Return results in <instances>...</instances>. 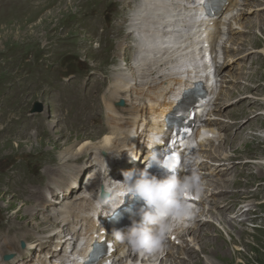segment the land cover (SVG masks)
<instances>
[{"label": "rangeland", "instance_id": "rangeland-1", "mask_svg": "<svg viewBox=\"0 0 264 264\" xmlns=\"http://www.w3.org/2000/svg\"><path fill=\"white\" fill-rule=\"evenodd\" d=\"M138 2L139 0H130L129 4L128 2L124 4L122 0H0V231L10 228L9 230L15 232L20 227L19 233H30V238H33L34 233L30 229L35 227L36 223L26 224L28 223L26 218L30 213L25 215L21 207L23 204L33 205L35 202L40 204L41 200L38 196L26 194V189L29 191L36 189L37 192L43 191V188H47L44 192L56 193L58 191L51 179L46 176L45 170L59 165L58 151L61 149H56L52 143H49L52 134L47 129H72L70 125L75 127L73 129H81L82 133L84 130L86 133L87 129H106L103 106L99 112L95 113L94 109L101 106V95L112 85L114 81L111 79L112 77L120 73L127 75L124 78L129 79L127 63L133 64L130 57L132 53H134L133 55L137 53L138 49L135 43L138 34L129 35L130 37L128 36L126 40L127 45H124L125 63L122 60L123 56H118L119 47L117 50L116 47L117 43L125 39V35L129 32L127 25L131 23L135 9L139 6ZM261 2L263 3V1ZM256 4H259L258 0H247L246 4L241 6L247 9V13L242 16L245 19L239 17V22H242L245 27L250 22L247 29L251 30L249 35L256 39L255 42L248 41L245 37H239V34L246 36L248 33L238 32L239 34H235V39L243 38L238 46L242 45L245 48L233 47L231 49V42L227 41L228 28H226L229 21L226 22L227 25H224V28L222 27L224 33L218 36L221 38L220 41L218 40V49L220 50L218 65L230 64V67H225V69L229 68L228 73L234 77H241L239 81L230 79L229 74L218 77V93L221 92V89L223 92L216 100H213L214 105L211 109L216 107L213 114L226 124V129L233 127L231 119L235 121L236 125L238 124V129H241L243 125L247 127L248 124H252V116L255 115L258 118L261 117L256 124L263 126L262 129H264V117H262V115L264 116V37L262 30L255 27L256 16L264 18V6L256 8ZM232 13L234 15V12ZM261 23L264 28V20ZM233 29L236 31L235 27ZM114 31L118 33L114 34ZM134 36L135 38H133ZM184 42V45H187L189 38L185 37ZM177 44L170 48L171 50L169 49L170 55L172 52L175 55V51L183 43ZM224 48H229V50L225 53ZM253 55L258 56V59L254 61L259 63L252 64L247 72L253 67H261L252 82H245L246 68L243 67V64L249 66L250 57ZM242 69L243 72L240 74ZM221 77L225 79L222 88L220 87ZM165 79L167 82V78ZM249 83L250 85H248ZM247 85L249 87L246 88ZM240 87L244 88L238 91ZM242 101H252L251 104L246 105L247 108L245 107L244 112L240 111L243 106ZM79 103L80 106L84 105L83 110L78 109L77 104ZM35 104L41 107V111L32 113ZM124 104L125 102L122 103L119 100L114 105L115 107L120 105L122 108ZM129 107L125 106L124 110H128L126 108ZM229 110L231 111L229 112ZM238 110L243 112L241 119L236 116ZM205 112L209 113L207 110ZM92 115L97 119L92 120L93 125L91 122L87 124ZM82 117L84 118L82 119ZM124 117L129 118V115H124ZM35 129L38 131L36 136H34ZM44 129L47 130V133ZM249 129L254 128L251 125ZM72 132L75 134V131ZM249 133L245 132L244 135L248 136ZM253 133L257 137H264V131ZM44 135L45 138H43ZM221 140L223 143V136L215 141L218 144ZM59 141L61 142L62 138L56 142ZM238 141L240 142V140ZM225 145L223 143L218 147V150H227ZM208 148L211 149V146ZM209 149L206 153L209 152ZM255 151H264V144L253 141L241 149L238 155H241L240 159L253 157ZM256 157L257 159H252L253 161L251 159L243 160L250 166L251 173L245 170L238 174L236 171L235 174L239 175L236 185L233 184L232 190L227 192L232 196L245 192L246 195L235 201L236 205L233 207L236 210L243 209L245 214L248 213L243 223L237 225L239 226L238 230L240 229L243 233H234L235 238L241 239L242 245L238 247L239 244H236L239 250L236 251L238 256H231L233 264H264V179L255 176V170H252V165L254 167L255 163L263 161L258 159L259 156ZM229 159L222 163L223 166L219 169L220 174L213 173L211 176H206V181L210 178L231 176L234 173L232 169L236 164H229ZM72 172L74 170L69 168V171L65 173L67 176L73 175L72 178H74L76 175L74 173L71 175ZM245 175L247 178L249 177L248 184H244ZM50 185L54 186L50 187ZM208 195L210 199L213 193H208ZM57 202L55 201L51 206L47 204V213L36 214V220L41 229L44 227L49 229L48 225H44V216L51 212L48 209ZM248 202L250 206L247 208L245 203ZM228 204L230 206L232 202ZM217 232V234L213 233L212 237L209 235V238L215 241L219 234L228 242L229 239L226 237L224 228L219 227ZM45 234L39 231L35 236ZM27 239L29 240V238ZM20 240H22L21 237L16 239L15 246L20 245ZM35 240L37 239L29 240L28 243H34ZM172 250L176 251L177 248H172ZM184 250L188 251V249ZM193 252L197 253L196 250ZM18 253H21L20 250ZM3 255H6L5 252L1 258ZM204 256L200 255L197 259L200 258V261L208 264L205 263L204 258L206 257ZM177 260H184V264H188L185 263L188 259L185 260L183 257L178 256Z\"/></svg>", "mask_w": 264, "mask_h": 264}, {"label": "bare ground", "instance_id": "bare-ground-1", "mask_svg": "<svg viewBox=\"0 0 264 264\" xmlns=\"http://www.w3.org/2000/svg\"><path fill=\"white\" fill-rule=\"evenodd\" d=\"M122 1L124 4H126L127 2L129 4L130 0H122ZM133 1H137V0H133ZM225 1H226V5L222 6L223 11L226 10L229 5L228 3L229 0H225ZM246 1L247 0H234L232 4L233 7L231 6L232 8H230L220 19H218V21H208L207 23H202V24L197 20L194 22L196 24L195 27H196L197 33H199L200 35L202 33H205V30H209V35L204 40V42L207 43V46L209 47L208 52L204 50V54H203V57L206 61L209 60L210 63H213V62L215 63V56L212 57V53L214 52L213 43L216 41V39H218L219 41L221 39V38H217L218 36H216L214 33V26L216 23L219 24V28L221 29V27L223 26L224 28V25H226V22L229 21V24L227 25L228 27L226 28H228V40L227 41L231 42V46H230L231 49H233V47H239L238 46L239 42L243 40V38L235 39L236 38L235 34H239L238 32L248 33L246 36H241V34H239L240 35L239 37H245L248 41L252 40L253 42H255L256 39L253 38L251 35H249L251 30L247 29L250 22L248 23L246 27L243 25L242 22H239V17L240 19H245L242 16L247 13V9L245 7L242 8L241 6L246 4ZM261 1H263V3ZM138 3H139V6L135 9L131 23L130 25H127V27L129 26V29L127 28V31L129 32L128 34L126 33L127 35H125V39H123L122 41L119 40L120 42L117 43V47H116V50L119 47L117 51L119 53L118 56H121V57L123 56L122 60L125 63V58H124L125 57L124 56L125 46L124 45L126 44V40L129 35L131 36L135 33L138 34V37H136L137 40L135 43V46H138V51L135 55H133L134 53H132L130 57L131 59L130 61H133L134 65L131 64L130 62L127 63V68L129 69L128 70L129 79H125L124 77L127 75H123L120 73L112 77L111 79L114 80L112 85H110L107 91H104L103 94L101 95V106L96 107L94 109L96 113L97 111L99 112V110L103 106V109L105 111V120H104L105 124L104 125H106L105 126L106 129H87L86 133H84L85 130L82 133L81 129H73L75 127H72L68 122L67 124H69L72 129H56V130L47 129L49 133L52 134V135L50 134L51 141L48 140L49 143H52L54 145V148L56 149L58 148L61 150L58 151L59 152L58 159L60 161L59 165L56 167L48 168V169L46 168L45 172H46V176L49 179H51V182L54 183L56 189L60 192H62L64 190V187L68 185L71 186V184H74V183L77 184V182H75L77 181V178L78 180L80 179V182H81L80 184L83 185V187L80 186L82 190H85V189L90 190L91 188V191H93V186H91V182H93L95 178L92 179L91 177H89V175L91 173V169L94 170L99 165V163H95L96 159H99V160L103 159V161H105L111 157H114L117 159L121 158L123 156L124 151L128 147H131L140 138L144 137V135H142L139 132V129H147L148 126H152L155 129V122H153L152 125H150V120H149L150 116L153 113H155L156 115L155 116L156 120H160L162 118V121H163V117L165 113L173 108L172 102L168 100V97L170 98L168 94L173 92V88L169 89L168 92L162 93L164 96V100H161L160 96H161V92H163L164 89L167 88L168 84L170 83L169 76L171 74V71L167 65V60L171 59L174 56L173 54L174 52H172L173 54L172 56V54L170 55L169 51H166L164 49L166 47L165 43H172L174 39H177L180 36V34H178L175 38L172 37L174 36V32H175L174 30H176L174 28V25H176L177 19H173L171 14L175 11L176 6H178V0H139ZM258 3L259 4H256L255 6L256 8L264 6V0H258ZM232 12H234V15H232L233 14ZM256 18L257 20H256L255 27H258V29L262 30V35L264 37V28L261 23V21H263L264 18H260V16H256ZM184 19L186 20L185 22L191 20V19H186V18ZM181 23H184V21H181ZM170 25H172V27H170ZM234 27L236 28V31L235 29H233ZM223 31L224 30H222L221 33H224ZM117 33H118L117 31H114V34H117ZM248 35L250 36L249 38H248ZM133 38H135V36ZM217 48H219L218 45L215 46V50ZM239 48H245V47L240 45ZM174 49L175 48H173V50ZM228 50L229 48L228 49L224 48L225 53ZM218 51L220 50L218 49ZM263 54H264V49H263ZM255 59H258L257 55L255 56L253 55L252 57H250L249 66L247 64H243V67L246 68L245 69L246 76L244 78L245 82H252V80H254L256 77L255 74L258 72L259 68L261 67V66L253 67L252 70L247 72L252 64L255 63L257 65L259 63V62H255L254 61ZM227 66L230 67V64L223 65V66L216 64L214 66L215 69L217 70L216 75L218 77L220 76L223 77L225 75L228 76L229 68L225 69V67ZM198 71H200L203 74L204 73L206 74L208 69L202 68L201 70H198ZM242 72H243V69L241 70L240 74H242ZM195 73H196V70L187 71L188 77L190 79H192L194 82H201L203 84V88L207 90L209 94H212L213 90L212 88L208 86L210 82L209 78L205 77L201 81L196 80L197 76H195ZM222 77L220 78L221 88L224 86V82H225V79H223ZM165 78H169L167 82ZM230 79L239 81L241 77H234L230 75ZM172 82L174 83V85L178 86V88L175 89L174 91H178V89L181 88L183 85L185 86V84H182L180 80H173ZM165 83H166V86H165ZM248 85H250V83ZM248 85L246 86V88L249 87ZM214 86L216 88V84ZM241 88L243 89L244 87H240L238 91L241 90ZM228 89H230V87H228ZM158 90H161V91L157 92ZM222 92L223 90L221 89V92L217 93L215 100L218 98V96ZM119 100H121L122 103L125 102L124 107L127 105L130 106L129 108H126L128 110H124L125 108L123 106L121 108L120 105H117V107H115L114 104L116 103V101H119ZM157 102H160V103L156 105ZM80 103L77 104V107L79 110H83L84 105L80 106ZM242 103L244 107L242 106V108H240V111L245 110L247 108L246 105L251 104L252 101H249V102L242 101L241 104ZM208 104L209 102L204 103L201 106L203 105L207 106ZM213 105H214V101H212V105L207 110L209 111V113L205 112V115H204V109L201 110L200 115L197 114V111L199 110V108H201V106L195 110V113H194L196 117L195 123L197 125L195 127L192 126L191 129H206L207 128L208 130L207 129L206 130L208 132L218 135V139L221 136H223V143L224 145L226 144L225 148L227 150H218V147L221 146L223 143L221 140L215 146L214 141L217 138H214L211 141H209V144L206 146L207 148H204L199 151L198 155L200 158H205L207 161V163H202L204 168L206 169V172H208V174L205 176H211L213 173L220 174L219 169L222 168L223 166L222 163H224L229 158H230L228 160L229 164L231 163H233V165L236 164V166L232 169L234 173L231 176H228L226 178L224 177L210 178L206 182L203 181V187H205V194L201 198V202L203 203L202 209L198 211L197 216L192 219V221L189 223V227L180 236V240L182 242L181 246L176 251H174L172 250V246H170L167 243L165 249L158 254L144 253L145 255L141 260L142 264H157L158 260H159L158 264H184V260L182 261L181 260L178 261L179 259L177 260L178 256L183 257V259L185 260L188 259V261L185 262L188 264H204L202 261L199 260L200 258L197 259V257H200V255H205L204 257L206 258L204 257L203 258L205 259V263H208V264H220V263L233 264V262L231 261V256L232 255L238 256L236 251L239 250L238 247H240L242 244L240 243L241 239L237 237L235 238L234 233H239V234L243 233L240 229L238 230L239 226L237 225H240L239 223H243V220L244 218L248 216V213L245 214L243 212V209L236 210V208L233 206L236 205L234 204V202L238 201L239 199H242L246 195V193L243 192L237 196L233 194L234 196H232L230 195V193L228 195L227 192L230 191L233 184L237 182V177L239 175L237 176L235 174L236 171H238V174L241 171H245V170L250 172V169H249L250 166L243 162V160L245 159H251V160L257 159L256 156H259L258 159L262 160L263 162L258 163V164L255 163L254 167L252 165V168H253L252 170H255L254 172L255 176L260 177V179H264V151H258V152L255 151V156L246 157L243 159H240L241 155H238L241 149H244V147L247 144H250L253 141L254 142L256 141L259 144L263 145L264 137H260V136L257 137L256 135H254L253 132L258 133V132L264 131V129H262L263 126L261 125L259 126L256 124L257 121H260L259 119H261V117L258 118L256 115H255L256 117L252 116L253 117L252 124H248L247 127L243 125L241 129H238V124L236 125L235 121L231 119L230 117V119L232 120L231 124H233V127L231 129H226L227 127L226 124L221 122L220 118L215 117L214 116L215 114H213L216 107L210 109L211 107H213ZM119 106L121 109L118 108ZM90 107L92 108V105ZM189 107L190 105H186V107H182V108H175L174 110H172V112H170V114L171 115H174L176 113L183 114L187 112V115L182 117V120L185 121L189 117V112H190V111L188 112ZM230 111L231 110H229V112ZM243 112L241 113L238 110V112L236 113L237 114L236 116L239 119H241L242 118L241 116H243ZM239 114H240V117H239ZM93 115L90 116V119L87 121V124L88 123L90 124V122L92 125L94 124L92 120L97 119V118H94ZM124 115H129V118H125ZM262 117L264 116L262 115ZM83 118L84 117H82V119ZM251 125L254 129H249ZM160 128H162V124L159 123L157 124L156 129H160ZM35 130H36V133H34V136H36L38 132L37 129ZM47 130H45L46 133H47ZM72 131H75V134ZM245 132H250V133L248 134V136H245L244 135ZM43 138H45V135L43 136ZM59 138H62V141L56 142L58 141ZM91 140H94V141H91ZM238 140H240V142ZM249 141L251 142L247 143ZM209 146H211V149L208 148ZM208 149H209V152L206 153ZM69 168L74 170V172H72L71 175L73 173L77 174L76 179L75 177L72 178L73 175L72 176L66 175L65 172L69 171ZM244 177H245L244 184H248L249 177L247 178L246 175ZM225 181H228V183H225ZM51 186L52 185H50V187ZM99 186H100V182L98 179L94 183V188L99 187ZM58 191H56V193L47 192V191L37 192L36 189L34 191H29L26 189V194H28L29 196H38L39 199L41 200L40 204L35 202V204L33 205L23 204L21 207L25 215L26 213L28 214L30 213L29 217L26 218L28 220V223L26 224L28 225L29 223L30 224L36 223V226L30 229L31 231H33L34 237L30 238L29 236L30 233H27V234L19 233L20 227L18 230L16 229L15 232L12 230H9L10 228L5 229V230L3 229L4 231L1 230L0 231V240H1L0 242V263L4 262V261L1 262V259L3 260V258L1 257L4 252L6 255H3V257L7 256L8 258L19 252L21 244L18 247L15 246L16 239L18 237H21L23 242L26 244L25 250L20 251L21 253L18 254V257H21V254H23V252H27L29 249L34 248V244L37 241H40V240H37L34 243L33 242L28 243L29 240H33L34 238L37 239L35 235L39 231L43 233L49 232V231H46L48 229L45 227H44L45 229L44 228L41 229V226L37 223L36 214L43 215V213H47V204L51 206L56 201L53 198L54 196L58 194ZM208 193H213L212 198L209 199ZM48 196H50L52 200L47 201ZM229 202H232L230 206L228 204ZM57 203H60V202H57ZM245 204H246L245 207L247 208L250 206L249 202ZM51 216H52V212L44 216V225H48L49 229H51V226L55 227V224H56L55 221L51 223ZM219 227L224 228L226 237L229 239V240L227 239L228 242H226L225 239L221 237L219 234L217 235L218 238L215 241L209 238V235L211 236L213 233H216V234L218 233L217 230H219ZM27 238H29V240ZM236 244H239L238 247ZM184 249H188V251L185 252ZM193 250H196L198 254L194 253ZM140 255L141 253L134 254V251L132 250L130 251V257L132 256L131 257L132 261L138 260ZM18 257L13 259L12 263L18 264L16 262ZM124 263L125 262L122 261L119 264H124Z\"/></svg>", "mask_w": 264, "mask_h": 264}, {"label": "clouds", "instance_id": "clouds-1", "mask_svg": "<svg viewBox=\"0 0 264 264\" xmlns=\"http://www.w3.org/2000/svg\"><path fill=\"white\" fill-rule=\"evenodd\" d=\"M189 174L182 178L175 174L163 179L150 175L153 165L162 167L153 156L143 171H128L122 182H116L119 190L116 199L132 197L143 202L138 211L139 219H134L126 232L113 230L116 241L138 253L158 254L166 247L168 237L183 227L195 216L196 208L190 198L203 192V181L196 170L195 158L186 161ZM163 168V167H162ZM113 189H106L95 202L99 210L107 202Z\"/></svg>", "mask_w": 264, "mask_h": 264}, {"label": "snow or ice", "instance_id": "snow-or-ice-1", "mask_svg": "<svg viewBox=\"0 0 264 264\" xmlns=\"http://www.w3.org/2000/svg\"><path fill=\"white\" fill-rule=\"evenodd\" d=\"M180 163L179 157L176 156L174 153L169 154L167 157L164 158V162L162 164V167L169 172H172L175 170L177 165ZM111 247V245H109Z\"/></svg>", "mask_w": 264, "mask_h": 264}, {"label": "water", "instance_id": "water-1", "mask_svg": "<svg viewBox=\"0 0 264 264\" xmlns=\"http://www.w3.org/2000/svg\"><path fill=\"white\" fill-rule=\"evenodd\" d=\"M32 110H33L32 113L37 112V111L40 112V111H41V107H40L39 105L35 104ZM23 247H24V246H23V244H22V248H23ZM10 258H11V257L8 258L7 256H5V257H4V260L7 261V260H9Z\"/></svg>", "mask_w": 264, "mask_h": 264}]
</instances>
